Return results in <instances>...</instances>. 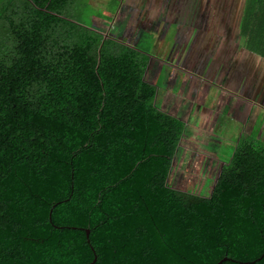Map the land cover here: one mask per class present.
I'll return each instance as SVG.
<instances>
[{
	"label": "trees",
	"instance_id": "obj_1",
	"mask_svg": "<svg viewBox=\"0 0 264 264\" xmlns=\"http://www.w3.org/2000/svg\"><path fill=\"white\" fill-rule=\"evenodd\" d=\"M9 1L0 264H264L261 124L205 193L179 189L171 174L185 123L156 103L164 71L149 77V48L79 28L73 0L12 11ZM240 33L264 58V0H246Z\"/></svg>",
	"mask_w": 264,
	"mask_h": 264
},
{
	"label": "rangeland",
	"instance_id": "obj_2",
	"mask_svg": "<svg viewBox=\"0 0 264 264\" xmlns=\"http://www.w3.org/2000/svg\"><path fill=\"white\" fill-rule=\"evenodd\" d=\"M214 1L217 2L95 0L91 5L89 0H77L69 13V21L79 28L93 29L96 34L132 46L135 45L132 39L137 38L142 50L149 48L152 56L147 70L149 77L159 79L164 71L156 103L185 123L171 177L176 187L197 195L205 193L227 162L240 140L239 135L243 134L242 128L246 126L248 133L257 113L260 115L255 123L264 124V110L250 107L245 101H251L252 97L257 101H251L252 104L264 106L262 71L253 70L245 75L237 69L225 75L226 58L223 54L214 57L215 48L210 45V39L215 41V38L210 34L211 26L204 24L203 14L206 6L227 5L232 0ZM5 2H0L1 8L6 6ZM24 2L15 0V4ZM237 4L239 18V0ZM203 40L206 49L200 51L197 43L202 45ZM226 118L229 121L223 123ZM261 129L260 136L264 138V126Z\"/></svg>",
	"mask_w": 264,
	"mask_h": 264
},
{
	"label": "crops",
	"instance_id": "obj_3",
	"mask_svg": "<svg viewBox=\"0 0 264 264\" xmlns=\"http://www.w3.org/2000/svg\"><path fill=\"white\" fill-rule=\"evenodd\" d=\"M8 1V0H6ZM74 5L76 4L77 0H73ZM92 1L95 0H89V3L91 4ZM233 1V0H232ZM229 1V3L226 4H218V5H210L206 6L205 13L203 14L204 18V24L208 25L207 27L211 26L210 34L213 35L212 37L215 38V41L210 39V45L215 48V58H219L222 54L226 58L225 62L223 63L224 67V74L231 75L233 74L237 69H239L243 74L247 75L251 73L253 70H259L262 71V75L264 78V58L254 54L253 52L249 51L246 47L245 38L240 33V20L243 14V9L246 3V0H239L240 1V15L241 17L238 18L237 9L238 4L237 0H234L233 2ZM11 4V11L13 10V6H15V0L9 1ZM216 3L217 1H214ZM92 5V4H91ZM105 6V2L102 4V7ZM10 11V12H11ZM206 11L208 12V15H206ZM202 14V13H200ZM204 35L206 32H202ZM203 35H199V37H202ZM133 43L135 45L138 43L137 38L132 39ZM156 46V43L154 44V48ZM197 47L200 48V51H204L206 49L205 40H203V44ZM239 53V54H238ZM152 58V56H151ZM229 69V70H227ZM166 74L168 73V65H166ZM226 90L230 91V88H225ZM224 89V90H225ZM231 94V93H230ZM251 101H256L252 97L250 98ZM248 102V104L253 105L254 107L261 108L264 110V106L262 104L257 103H251V101L245 100ZM257 102V101H256ZM260 113L256 114V118L252 121V123L248 126L250 127V130L248 133H245V128H242V135H239V138H243V136L248 135L255 123V120L259 119ZM229 121V118H226L223 123H226ZM264 124L261 125L263 127ZM263 129V128H262ZM262 129H260V132H262Z\"/></svg>",
	"mask_w": 264,
	"mask_h": 264
},
{
	"label": "water",
	"instance_id": "obj_4",
	"mask_svg": "<svg viewBox=\"0 0 264 264\" xmlns=\"http://www.w3.org/2000/svg\"><path fill=\"white\" fill-rule=\"evenodd\" d=\"M88 234H89V231L88 230H86V235H87V237H88ZM227 259L226 258H223L221 261H219L217 264H221L223 261H226ZM96 262V258H94V260L91 262V263H89V264H94Z\"/></svg>",
	"mask_w": 264,
	"mask_h": 264
}]
</instances>
